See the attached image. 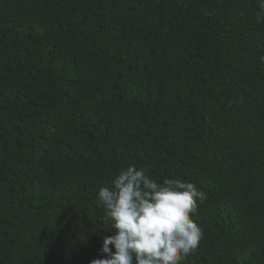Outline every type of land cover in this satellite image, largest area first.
<instances>
[{"label":"trees","instance_id":"16d2710c","mask_svg":"<svg viewBox=\"0 0 264 264\" xmlns=\"http://www.w3.org/2000/svg\"><path fill=\"white\" fill-rule=\"evenodd\" d=\"M258 0H0V264H90L119 169L196 184L182 264H264ZM111 247V246H110Z\"/></svg>","mask_w":264,"mask_h":264},{"label":"clouds","instance_id":"9594fccd","mask_svg":"<svg viewBox=\"0 0 264 264\" xmlns=\"http://www.w3.org/2000/svg\"><path fill=\"white\" fill-rule=\"evenodd\" d=\"M262 19L264 0H258L256 22ZM206 198L192 182L179 178L161 182L145 167H122L96 194L106 235L102 258L90 264H182L202 238L193 217L198 202Z\"/></svg>","mask_w":264,"mask_h":264}]
</instances>
